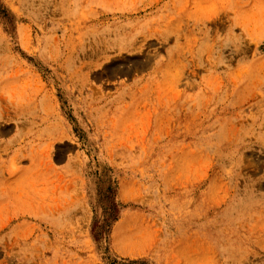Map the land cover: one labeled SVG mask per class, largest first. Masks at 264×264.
<instances>
[{"label":"rangeland","instance_id":"obj_1","mask_svg":"<svg viewBox=\"0 0 264 264\" xmlns=\"http://www.w3.org/2000/svg\"><path fill=\"white\" fill-rule=\"evenodd\" d=\"M0 264H264V0H0Z\"/></svg>","mask_w":264,"mask_h":264}]
</instances>
